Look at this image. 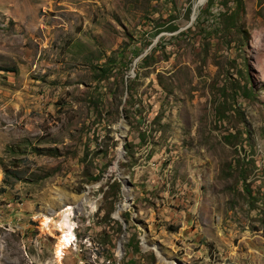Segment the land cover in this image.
<instances>
[{"label": "rangeland", "instance_id": "374dc122", "mask_svg": "<svg viewBox=\"0 0 264 264\" xmlns=\"http://www.w3.org/2000/svg\"><path fill=\"white\" fill-rule=\"evenodd\" d=\"M0 264H264V0H0Z\"/></svg>", "mask_w": 264, "mask_h": 264}, {"label": "bare ground", "instance_id": "6f19581e", "mask_svg": "<svg viewBox=\"0 0 264 264\" xmlns=\"http://www.w3.org/2000/svg\"><path fill=\"white\" fill-rule=\"evenodd\" d=\"M67 210H69V208H67L66 210H64L60 213L61 218L58 222H54V226L56 227V229L62 233L61 239L59 241V243L61 245L60 247L62 249H60V247H59V249H60V250H58L59 255H62V250L65 249L66 247H68L71 244L70 241L73 240V238H74L73 233H72V226L68 222V218H67L68 214L65 213ZM51 222H52V220L50 218H47L46 222H44V225L50 224Z\"/></svg>", "mask_w": 264, "mask_h": 264}, {"label": "water", "instance_id": "95a60500", "mask_svg": "<svg viewBox=\"0 0 264 264\" xmlns=\"http://www.w3.org/2000/svg\"><path fill=\"white\" fill-rule=\"evenodd\" d=\"M121 250V249H120Z\"/></svg>", "mask_w": 264, "mask_h": 264}]
</instances>
